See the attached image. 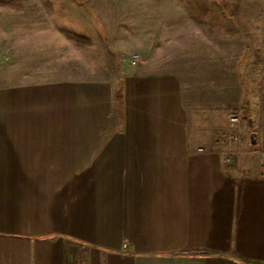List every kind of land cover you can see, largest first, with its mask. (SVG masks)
Listing matches in <instances>:
<instances>
[{"label": "crops", "instance_id": "obj_1", "mask_svg": "<svg viewBox=\"0 0 264 264\" xmlns=\"http://www.w3.org/2000/svg\"><path fill=\"white\" fill-rule=\"evenodd\" d=\"M79 73L0 87V264H264V137L173 69Z\"/></svg>", "mask_w": 264, "mask_h": 264}, {"label": "rangeland", "instance_id": "obj_2", "mask_svg": "<svg viewBox=\"0 0 264 264\" xmlns=\"http://www.w3.org/2000/svg\"><path fill=\"white\" fill-rule=\"evenodd\" d=\"M134 54L200 83L206 136L238 144L250 127L264 137V0H0V87L88 70L119 94Z\"/></svg>", "mask_w": 264, "mask_h": 264}, {"label": "built area", "instance_id": "obj_3", "mask_svg": "<svg viewBox=\"0 0 264 264\" xmlns=\"http://www.w3.org/2000/svg\"><path fill=\"white\" fill-rule=\"evenodd\" d=\"M131 64L133 66H136L138 62L140 61V55L139 54H134L131 56ZM264 73V69L262 70ZM263 95H264V90H263ZM241 122V115L238 112H232L227 115V126L230 127L231 129H236ZM230 142L238 141L239 137L238 135H231L229 136ZM200 152H203L204 149L200 148ZM260 158L261 162L264 164V148L260 152Z\"/></svg>", "mask_w": 264, "mask_h": 264}, {"label": "water", "instance_id": "obj_4", "mask_svg": "<svg viewBox=\"0 0 264 264\" xmlns=\"http://www.w3.org/2000/svg\"><path fill=\"white\" fill-rule=\"evenodd\" d=\"M239 259H241L240 257H239ZM247 264H262L261 262H259V261H253V260H246L245 261Z\"/></svg>", "mask_w": 264, "mask_h": 264}]
</instances>
